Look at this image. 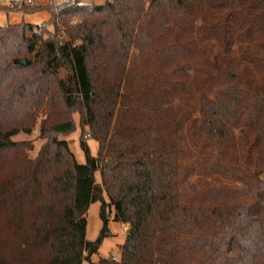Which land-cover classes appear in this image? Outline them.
Returning <instances> with one entry per match:
<instances>
[{
    "label": "trees",
    "instance_id": "obj_1",
    "mask_svg": "<svg viewBox=\"0 0 264 264\" xmlns=\"http://www.w3.org/2000/svg\"><path fill=\"white\" fill-rule=\"evenodd\" d=\"M58 6L46 10L65 41L44 39L46 22L0 26V264H81L107 234L103 193L128 228L119 259L91 264H264V0ZM39 111L47 141L30 157L11 137ZM71 112L99 142L95 156L82 145L84 163L58 138ZM194 152L206 185L187 191ZM218 173L243 188L212 186ZM96 201L103 227L88 241Z\"/></svg>",
    "mask_w": 264,
    "mask_h": 264
},
{
    "label": "rangeland",
    "instance_id": "obj_2",
    "mask_svg": "<svg viewBox=\"0 0 264 264\" xmlns=\"http://www.w3.org/2000/svg\"><path fill=\"white\" fill-rule=\"evenodd\" d=\"M63 0H33L31 4L26 2L20 3H10V2H2L0 4V26L7 25V24H18V23H29V24H42L46 22L42 27L44 28V39L47 37L56 36L59 41H65L67 39L66 33L63 30L60 32H56V27L53 24H49L50 13L46 8H51L52 10L58 11L59 3ZM66 1V0H64ZM106 0H75L76 3H83V4H102ZM28 5H31V8H38V10H30L28 9ZM77 19H70L69 25L75 24ZM61 29L62 26H61ZM28 57V56H27ZM67 76V72L64 68H61L58 73L59 78H65ZM211 93L209 97H211ZM200 103L198 100L193 101V110L194 115H197L200 110ZM47 117V114H43L42 112H38L36 117L34 118V123L32 126V131L27 134L24 132H19L11 137L14 141H25L29 143L30 148L28 153L30 157H35L42 147V145L47 141L46 137L41 136L40 134V126ZM68 117H70L75 123V130L71 133L65 135H59L58 138L61 140H65L69 146V149L74 154V157L79 163L85 162V152L83 150V144L87 146L90 153L92 155H97L99 150V142L94 139L89 127L87 125H83L81 123V116L78 112H71L68 113ZM51 118V119H50ZM49 121H58L59 117L52 118L50 117ZM56 119V120H55ZM50 122V123H51ZM49 125V124H47ZM240 130L235 128L233 129V133H235L236 138L240 135ZM238 142V140H236ZM187 147V146H185ZM210 152L214 151L210 149ZM245 150V149H244ZM244 153L243 149H240L237 146L234 149H226L224 155L225 158H229L230 156L236 157L240 156V153ZM189 154V153H188ZM225 159V160H226ZM216 160L215 158L210 159L209 163L212 164L213 161ZM199 161V162H198ZM181 165L183 168L188 169L189 177L186 182L183 184V188L187 191L189 188L195 186L197 183L198 178L203 179L204 186L206 185L205 182V166L204 162L198 160V153L194 152L191 155H187L181 161ZM237 166V165H236ZM219 179L220 181H215V179ZM260 178H264V170L260 175ZM209 179V178H208ZM95 180L97 183H100L101 178L99 172L95 173ZM212 186H226L228 189H242L243 184L239 181H224L221 178V175L215 174V178L208 180ZM202 184V185H203ZM103 199L106 203L105 205V213L108 219L107 224V234L104 236L102 243L100 244L98 251L95 254L87 256L81 264H91L96 263L102 258H109V257H116V259L120 258V246L124 243L128 225L119 221L114 220L115 210L113 206L109 204V198L106 193H103ZM100 205L101 202H91L89 208L85 214L86 217V232H85V239L88 241L95 240L103 227L102 219L100 218Z\"/></svg>",
    "mask_w": 264,
    "mask_h": 264
},
{
    "label": "built area",
    "instance_id": "obj_3",
    "mask_svg": "<svg viewBox=\"0 0 264 264\" xmlns=\"http://www.w3.org/2000/svg\"><path fill=\"white\" fill-rule=\"evenodd\" d=\"M10 2V3H20V2H26V3H28V4H31L32 3V1L33 0H0V4L2 3V2ZM113 259H116V257L114 256V257H112Z\"/></svg>",
    "mask_w": 264,
    "mask_h": 264
}]
</instances>
